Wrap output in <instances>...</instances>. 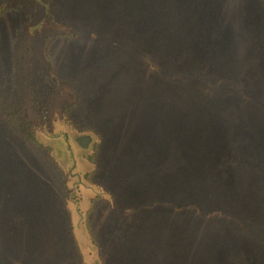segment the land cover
Returning a JSON list of instances; mask_svg holds the SVG:
<instances>
[{
	"label": "rangeland",
	"instance_id": "obj_1",
	"mask_svg": "<svg viewBox=\"0 0 264 264\" xmlns=\"http://www.w3.org/2000/svg\"><path fill=\"white\" fill-rule=\"evenodd\" d=\"M58 1L65 12H52L54 20L77 24L78 28L71 27L72 37L55 40L52 32H45L46 9H41L34 23L28 21L25 13L13 9L21 5L16 1L10 12L0 15V264H58L62 258L61 214L56 195L60 185L34 148L16 135L5 116L11 112L5 109L8 92L15 94L21 91L24 81L38 80L34 76L28 78L23 67L24 74L16 77L20 72L18 59L23 63L52 62L44 71L56 68L61 92L68 86L79 91L83 105L90 109V116L99 122L97 128L104 133L100 161L107 176L96 174L95 180L101 176L107 189L82 184V170H78L77 153H93L99 137L78 134L74 149L70 146L72 203L74 212L80 214L75 231L84 247L88 246L85 218L74 201L75 195L90 192L92 199L111 190L110 202L92 214V224L100 235L108 264H237V245L230 246L231 236L234 242L245 241L244 250L252 255L254 247L248 243L252 239L221 229L218 217L227 212L225 205L239 214L248 209L244 203L250 205L254 199L259 209L254 208L250 217L254 221L260 219L259 223L264 225V191L251 193L255 184L262 185L264 181L260 178L264 171V129L263 133H251L253 122L259 123L255 110L237 101L236 84L233 87L229 81L225 83L230 70L235 72L250 50L245 42L248 35L238 34L252 30L253 24H261L247 15L256 13L254 2L186 0L196 6L192 9L178 3L180 0ZM40 3L46 8L50 6L47 0ZM6 6L2 3L0 11ZM242 8L245 17L238 21L237 13ZM200 13L202 16L197 17ZM26 26L29 32L39 35H30L31 40L19 36L18 32ZM55 30L64 33L59 31L62 26L57 25ZM74 34L78 35L73 37ZM18 41L19 54L13 51V42ZM258 53H253L255 58L251 57L245 66L251 85L257 84L264 73V50ZM148 56L160 70L153 63L148 66L143 58ZM208 70L216 71L220 82L225 80L224 88L209 90L208 81L194 77L181 85L170 80L174 73L209 74ZM41 79L45 82V78ZM208 92L214 98L204 101ZM194 93L197 99L193 98ZM18 99L22 101V97ZM55 106L46 116L52 120L47 123L50 127L62 116L58 103ZM26 114L30 116L28 110ZM47 124L39 126L36 134L45 144L53 145L62 160L64 146L50 139L59 138L61 134L56 131L61 129H52L54 124L52 130L48 129ZM84 135L92 137L87 144L80 140ZM223 163H228L223 173L230 177V188L224 191L229 203L214 205L211 208L224 210L208 217L201 204L191 212L188 205L198 193V186L208 189L210 184L213 188ZM259 167L262 171L258 173ZM92 169L93 163L87 161L84 171ZM166 180L169 184L161 195V181ZM217 191L222 193V188ZM173 192L177 197L182 195V200L175 202ZM200 195L204 201L203 188ZM233 199L238 202L233 203ZM197 200L200 199L193 201ZM239 225L243 229V224ZM116 232L122 233L119 243L114 242ZM30 233L39 236L29 237ZM50 233L54 234V241L48 248L43 243ZM261 253L264 262L262 245ZM94 260L95 255L87 258L88 264H98Z\"/></svg>",
	"mask_w": 264,
	"mask_h": 264
},
{
	"label": "trees",
	"instance_id": "obj_2",
	"mask_svg": "<svg viewBox=\"0 0 264 264\" xmlns=\"http://www.w3.org/2000/svg\"><path fill=\"white\" fill-rule=\"evenodd\" d=\"M21 3V5H17L13 7V9L19 10V12H23L28 16V19L30 18V22L34 23L38 16L41 14V9H46L44 18L46 19L45 25H47V28L45 32H52L53 39L58 40L59 38H66L69 37V35L72 37L71 27H77V24L75 25L73 22H67V21H60L55 22L52 12H56V10L62 9L60 6V3L58 0L52 2L48 1V4L50 5L49 8H46L43 4H41L38 0H0V5L2 3H7V6L4 8V10L0 11V15H5L7 12H10L11 5H14V2ZM251 2H254L256 13L250 14L248 13V16H253L255 19H258L261 21V24L259 26L251 25L252 30L250 31H241L238 35L239 37L241 35H248L246 36V44L248 49H250L246 55L239 61L237 69L235 72L230 70V72L227 74V80H223L220 82V79L218 78V73L214 70H208L211 71L209 74H205L206 71L203 72H196L199 73L196 75V73L191 74H177L174 73L171 77V81L177 84H185L189 81L190 78L194 77L197 79H200L204 82L208 81V84H210L209 90H212L213 88H217L221 86L224 88L223 82L228 83V81L231 83V85L234 87L236 84V87L238 89V95L236 96V99L238 102L242 103L243 106L245 105H251L253 110H255V117L256 120L259 121V123L253 122L250 131L252 134L254 132L263 133L264 129V73L260 74V78L257 80V84L251 85V82H249L247 76L249 75V72L246 71V64L250 59L255 58V54L258 53L261 50H264V0H251ZM178 3H184L189 8L194 9L196 6L192 5L191 3H187L186 0H180ZM65 12V9H62ZM62 12V11H61ZM237 13V20L241 21L244 17V9H239ZM219 14V13H218ZM220 15V14H219ZM202 16L200 13L199 16ZM218 17V15H217ZM253 19V18H250ZM49 23V24H48ZM250 23V22H249ZM193 25H196V22L192 21ZM62 26V30L64 33H57L56 26ZM79 25V24H78ZM118 25H121L118 23ZM80 27V26H79ZM27 28V29H26ZM22 29L20 32H18L19 36H26L31 40V38H35L36 35H39L38 33L32 34L28 31V27ZM78 28V27H77ZM44 31V30H43ZM40 32V31H39ZM232 33H234V30H232ZM30 35L31 38H30ZM78 34H74L73 37L77 36ZM18 36V37H19ZM3 37V36H2ZM70 37V38H71ZM28 40V41H30ZM55 42V41H54ZM20 44V41L13 42V51H18L19 49L16 48V45ZM246 46V45H245ZM50 49V48H48ZM253 51V52H250ZM250 52V53H249ZM43 53H47V50L43 49ZM259 55V53H258ZM193 53L189 55V57L192 58ZM195 56V54H194ZM257 56V55H256ZM34 57V56H33ZM32 57V58H33ZM253 57V58H251ZM264 58V55L262 56ZM50 59V56H48ZM145 58L144 60L149 64L148 66L152 67L150 64L153 63V67L155 69L160 70L158 64H154V62H150L151 58L148 56V58ZM47 60V59H46ZM18 65L17 69H20V72L16 74V77L21 78V75L24 74V72L21 73L22 67L26 72H28V78L37 77V81L34 82L33 80H27L24 81L25 84L21 86V91H17L15 94H10L8 92L7 94V104L5 109H11V112L8 114H5L6 120L10 121V126L14 127L16 135L18 137H21L25 140L26 143L30 146V148H34V150L37 152L38 157L41 159L42 164H44L49 169V174H51V177L54 176L56 178L57 183L60 185L59 189H56L57 196L59 198V210L61 214L60 218V244H59V252L61 260L58 264H65L66 262L71 263L75 261L77 264H88L90 262H87V258L92 259V255H95L94 263L98 264H108L107 258L103 252V248L100 241V235L98 232L94 229L92 224V214L96 211H98L99 207H101L103 204H106L110 202L108 193H103L104 195H94L91 199V193H84L82 196L75 195L74 201L79 204L80 210H82L84 215V226H85V235L88 239V246H83V240L80 239V237L77 236V233L75 231V228L77 226V220L80 217L79 212H74V204L72 203V196L74 195V191L72 189V179L73 177L69 173L68 166L72 164V152L70 150V146L74 149V145L76 144L75 137L78 134L83 133H90V134H96L99 137V143L96 145L95 150L93 153L87 154V153H77V157L79 159V165L78 170H82L81 174L83 177L82 184L85 185H92L96 184L101 186L104 189H107L106 183L102 181L101 176H97L98 179L95 180L96 174L99 175H106L107 171L105 170L103 164H101L100 156L102 152V141H104L103 131L100 132L97 128L99 126V122H94V119L91 115L90 109L88 107H85L83 104L82 96L79 95V91L75 89V92L68 86L67 88H62L61 92V86L59 85V76L56 72V68L53 67L50 71H44L48 66H51L52 62H49V64H43V62H34L29 61V63H23L21 59H18ZM48 62V61H47ZM264 62V61H263ZM258 65V64H257ZM257 65L255 67H257ZM38 68V70L35 71V69ZM217 68V67H216ZM30 69V70H29ZM245 69V70H244ZM48 70V69H46ZM211 74H215V76H211ZM250 76V75H249ZM18 78V80H20ZM41 78H45L42 80ZM50 80H53V84H49ZM21 81V80H20ZM34 83V84H33ZM173 83V84H174ZM212 83V84H211ZM48 84L50 86H48ZM214 89V91H215ZM120 91V90H118ZM61 95L59 96V94ZM31 95L29 98V101L27 104H25L26 100H28V96ZM119 94V92L116 94V96ZM209 95L205 94L204 101L206 98L212 99L214 96L211 94V92H208ZM123 95H125L123 93ZM22 97V101L19 102L18 98ZM262 97V98H261ZM193 98L197 99V94H193ZM60 99V100H58ZM189 99L191 97L189 96ZM53 100H56L55 103H58L61 109L62 116L60 120L57 123H52L55 125V128H60V130H57L56 133H59L60 137L54 136L50 138L51 140L55 141L57 140L62 146L64 150V156L60 160L53 145L45 144L38 136H37V130L39 126L46 125L52 120L46 119V116H48L49 109L56 107ZM82 101V102H81ZM5 103V102H4ZM22 103V104H21ZM81 104V105H80ZM28 107V108H27ZM26 110L30 113V116L26 114ZM33 116V117H32ZM13 122V123H12ZM56 122V121H55ZM255 124L258 125L259 128L255 126ZM37 125V126H36ZM48 125V124H47ZM37 127V128H36ZM51 127L48 125V129H51ZM51 129V130H52ZM59 131V132H58ZM58 135V134H56ZM70 141V143H69ZM62 142V143H61ZM90 152V151H89ZM225 157V155H223ZM229 161V157H226ZM222 159V158H221ZM87 161H91L93 163V169L89 171H84L85 165ZM229 163V162H228ZM223 163L221 164V170L217 173V180L215 181V186L212 188L210 184L207 186L208 189H205L202 185H199L197 188L198 193L196 196L191 198L190 204L188 207L190 208V211L193 212L196 208V205L201 204L206 212L207 217L212 216L213 213L219 212L220 210H224L221 208H211L214 205H217L222 202H228V199H226L227 193H224V191L228 192V188H230V177H226V174L223 173L225 166L228 165ZM30 167V165H29ZM262 171V167L258 168V173ZM133 174V172H132ZM260 177V176H259ZM108 178V177H107ZM261 179L264 178V171ZM263 181V180H262ZM214 183V182H213ZM80 184L79 186L83 187V185ZM169 184V180L161 181V195H164L162 191H164L165 187ZM258 185L261 184H255L254 189L251 193L256 194L260 191L262 194L264 191V181L262 183V188L260 189ZM107 187V188H106ZM222 188V193H219L217 189ZM206 192V195L204 196L203 200L201 201V195L200 191ZM216 188V189H215ZM227 188V189H226ZM263 189V190H262ZM262 190V191H261ZM82 191V190H81ZM174 193V192H173ZM174 193L173 197L177 198L175 202H178L182 200V195L180 197H177ZM169 196V195H168ZM190 196V194H189ZM224 197L218 198V197ZM191 197V196H190ZM199 202H194L195 199ZM168 201L169 198H167ZM223 200V201H222ZM234 200V199H233ZM252 202L250 205H245L244 207L248 208L244 211H238L239 214L234 210L233 207H231L232 210H230V207L228 205H225L226 208L224 211H227L224 213V215H220L218 217L219 221V227L223 230H231L234 235H238L240 237H243L245 235H248L252 240L251 243L253 244L254 251L251 255L250 253L245 252L244 242H234L232 236H231V242H229L232 245H237L236 250V258L237 264H264L262 261V253H261V245L264 246V235H262V232H264V225H261L260 219L259 220H253L254 218L250 217L253 214V210L259 209V204L254 199H251ZM233 203L238 201H232ZM231 203V202H230ZM88 205V206H86ZM111 203H109V206ZM161 205V204H160ZM163 206V205H161ZM85 207H88L86 210ZM243 207V208H244ZM186 208V207H185ZM186 211L185 209L183 212ZM247 213H250L247 216ZM261 213V211H259ZM79 214V215H78ZM179 214L178 212L175 213V215ZM258 218V216L256 215ZM261 217V216H260ZM250 218V219H249ZM240 223L243 224V229L240 227ZM237 231V232H236ZM115 235L114 242L119 243L121 241V235L122 233H118ZM38 237L39 235L37 233L29 234V237ZM46 243H43L45 246L49 248L53 245L54 241V234H49L46 237ZM97 257V261L96 260ZM1 258V257H0ZM232 258H234V255H232ZM65 260L63 262L62 260ZM253 259L255 263L253 262ZM67 260V261H66Z\"/></svg>",
	"mask_w": 264,
	"mask_h": 264
},
{
	"label": "water",
	"instance_id": "obj_3",
	"mask_svg": "<svg viewBox=\"0 0 264 264\" xmlns=\"http://www.w3.org/2000/svg\"><path fill=\"white\" fill-rule=\"evenodd\" d=\"M41 2V0H39ZM48 7V6H47ZM92 139L91 136L88 135H84L80 138V140H82L85 144H87L88 141H90ZM88 140V141H87Z\"/></svg>",
	"mask_w": 264,
	"mask_h": 264
}]
</instances>
